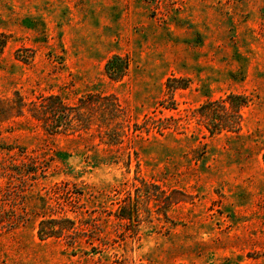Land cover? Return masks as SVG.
Listing matches in <instances>:
<instances>
[{
	"label": "rangeland",
	"instance_id": "1",
	"mask_svg": "<svg viewBox=\"0 0 264 264\" xmlns=\"http://www.w3.org/2000/svg\"><path fill=\"white\" fill-rule=\"evenodd\" d=\"M14 91L66 108L0 119V264H264V0H0Z\"/></svg>",
	"mask_w": 264,
	"mask_h": 264
},
{
	"label": "trees",
	"instance_id": "2",
	"mask_svg": "<svg viewBox=\"0 0 264 264\" xmlns=\"http://www.w3.org/2000/svg\"><path fill=\"white\" fill-rule=\"evenodd\" d=\"M126 67L127 63L125 59L116 54L105 63V71L111 78H118V76L122 75V72H124ZM171 81L173 80L169 79L167 84L169 85ZM175 81L180 82L182 79L178 78L175 79ZM13 96L14 97L10 99L0 97V119L21 115L24 112L23 108L25 106H30L27 110L31 113V116L37 120H42L43 125H48L47 118L49 116L47 115L52 113V108L54 109L55 105L61 108H66V105L61 101L59 95L57 94H50L44 97L39 103L25 102L17 91L13 92ZM246 102V96L243 94L229 93L221 100L206 101L203 103L199 107V112L203 119L206 120V127L210 134L218 133L221 130L234 131L238 129L241 121L240 109L242 106L246 105ZM54 125L56 128H59L61 127V122H55ZM262 155L264 158V152ZM119 215L122 218L127 217L126 214H123L122 207L119 210ZM43 224L44 222H41V227L39 228V233L41 235L52 236L59 233V230L54 229V227L42 228ZM63 228L68 231L70 226Z\"/></svg>",
	"mask_w": 264,
	"mask_h": 264
}]
</instances>
